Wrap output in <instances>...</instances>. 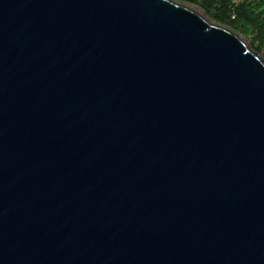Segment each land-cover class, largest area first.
<instances>
[{
	"label": "water",
	"instance_id": "obj_1",
	"mask_svg": "<svg viewBox=\"0 0 264 264\" xmlns=\"http://www.w3.org/2000/svg\"><path fill=\"white\" fill-rule=\"evenodd\" d=\"M0 264H264V62L171 0H0Z\"/></svg>",
	"mask_w": 264,
	"mask_h": 264
},
{
	"label": "trees",
	"instance_id": "obj_2",
	"mask_svg": "<svg viewBox=\"0 0 264 264\" xmlns=\"http://www.w3.org/2000/svg\"><path fill=\"white\" fill-rule=\"evenodd\" d=\"M197 4L219 24H229L237 34L252 37L264 50V0H180Z\"/></svg>",
	"mask_w": 264,
	"mask_h": 264
},
{
	"label": "rangeland",
	"instance_id": "obj_3",
	"mask_svg": "<svg viewBox=\"0 0 264 264\" xmlns=\"http://www.w3.org/2000/svg\"><path fill=\"white\" fill-rule=\"evenodd\" d=\"M175 3H179L182 4L184 6H186L187 8H191L193 10H195L196 13L204 16L205 18H207V20H209L212 24L214 25H218L220 27H223L225 29H228L230 31L235 32L234 28L232 26H230L229 24H219L218 22H216L214 19H211L208 14L206 13L205 9H203V7H201L200 5L197 4H191L188 2H180V0H171ZM236 33V32H235ZM237 34V33H236ZM240 36V39L246 43L247 46H249L256 54L259 58L262 59V61L264 62V50L262 51H258L257 50V45L255 44L254 40L252 39V37H246L242 34H238Z\"/></svg>",
	"mask_w": 264,
	"mask_h": 264
},
{
	"label": "bare ground",
	"instance_id": "obj_4",
	"mask_svg": "<svg viewBox=\"0 0 264 264\" xmlns=\"http://www.w3.org/2000/svg\"><path fill=\"white\" fill-rule=\"evenodd\" d=\"M189 9L192 10L193 12H195V10H193V9H191V8H189ZM196 12H197V11H196ZM196 12H195V13H196Z\"/></svg>",
	"mask_w": 264,
	"mask_h": 264
}]
</instances>
